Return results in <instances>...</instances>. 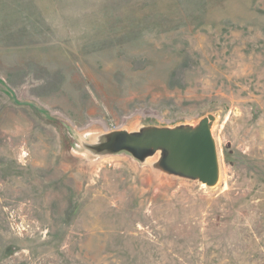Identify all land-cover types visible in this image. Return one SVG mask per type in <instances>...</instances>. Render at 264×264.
Returning <instances> with one entry per match:
<instances>
[{
    "label": "rangeland",
    "instance_id": "374dc122",
    "mask_svg": "<svg viewBox=\"0 0 264 264\" xmlns=\"http://www.w3.org/2000/svg\"><path fill=\"white\" fill-rule=\"evenodd\" d=\"M0 264H264V0H0Z\"/></svg>",
    "mask_w": 264,
    "mask_h": 264
},
{
    "label": "water",
    "instance_id": "95a60500",
    "mask_svg": "<svg viewBox=\"0 0 264 264\" xmlns=\"http://www.w3.org/2000/svg\"><path fill=\"white\" fill-rule=\"evenodd\" d=\"M211 119H203L193 130L163 129L149 130L138 136L121 135V141L115 148L136 153L162 149L167 153L163 160L165 168L212 187L217 183L219 169L210 131Z\"/></svg>",
    "mask_w": 264,
    "mask_h": 264
}]
</instances>
